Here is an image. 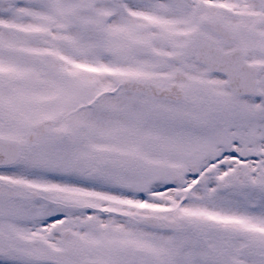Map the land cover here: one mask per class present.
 Wrapping results in <instances>:
<instances>
[{
  "label": "snow or ice",
  "instance_id": "6c2138e0",
  "mask_svg": "<svg viewBox=\"0 0 264 264\" xmlns=\"http://www.w3.org/2000/svg\"><path fill=\"white\" fill-rule=\"evenodd\" d=\"M0 264H264V0H0Z\"/></svg>",
  "mask_w": 264,
  "mask_h": 264
}]
</instances>
